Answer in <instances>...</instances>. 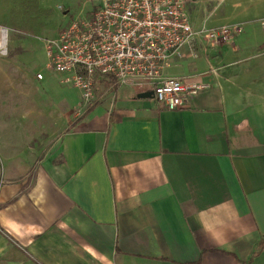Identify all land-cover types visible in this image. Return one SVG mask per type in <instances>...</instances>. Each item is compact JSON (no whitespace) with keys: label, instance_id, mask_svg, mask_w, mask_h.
<instances>
[{"label":"crops","instance_id":"0c3cea01","mask_svg":"<svg viewBox=\"0 0 264 264\" xmlns=\"http://www.w3.org/2000/svg\"><path fill=\"white\" fill-rule=\"evenodd\" d=\"M250 15L167 60L163 75L199 86L181 109L99 78L82 110L59 74L35 102L23 76L25 117H48L25 126L51 147L0 155V264H245L264 236V22Z\"/></svg>","mask_w":264,"mask_h":264},{"label":"built area","instance_id":"2783aa9c","mask_svg":"<svg viewBox=\"0 0 264 264\" xmlns=\"http://www.w3.org/2000/svg\"><path fill=\"white\" fill-rule=\"evenodd\" d=\"M183 5L184 0H100L87 17L70 19L45 40L46 65L62 84L77 89L85 105L93 102L97 79L106 78L114 86L145 87L158 104L181 109L199 86L163 75L167 60L182 47L192 50L197 40L220 45L238 28H195Z\"/></svg>","mask_w":264,"mask_h":264},{"label":"rangeland","instance_id":"374dc122","mask_svg":"<svg viewBox=\"0 0 264 264\" xmlns=\"http://www.w3.org/2000/svg\"><path fill=\"white\" fill-rule=\"evenodd\" d=\"M189 1L184 0L183 9L196 28L241 24L238 20L241 9L251 14L250 20L264 22L263 10H260L264 8V0ZM232 1L238 2V7H231ZM99 5L100 0H0V155L25 153L26 149L40 156L48 152L49 132L25 126L29 121L45 126L48 117L44 109L33 117H25L27 111L23 105L27 94L23 92L30 86L23 84L22 77L37 83L38 94L30 100L41 102L44 94L40 85L57 76L46 65L45 40L54 37L70 19L87 17ZM36 73L43 79L37 80ZM80 103L82 110L89 107L83 101ZM24 133L34 136L21 143Z\"/></svg>","mask_w":264,"mask_h":264},{"label":"trees","instance_id":"16d2710c","mask_svg":"<svg viewBox=\"0 0 264 264\" xmlns=\"http://www.w3.org/2000/svg\"><path fill=\"white\" fill-rule=\"evenodd\" d=\"M102 80V79H101ZM264 251V236H262L257 243L254 246V249L252 251V253L249 256V259L245 262V264H248L250 262V260L256 256L257 254H259L260 252Z\"/></svg>","mask_w":264,"mask_h":264},{"label":"water","instance_id":"95a60500","mask_svg":"<svg viewBox=\"0 0 264 264\" xmlns=\"http://www.w3.org/2000/svg\"><path fill=\"white\" fill-rule=\"evenodd\" d=\"M138 98H152V92L150 90L137 94Z\"/></svg>","mask_w":264,"mask_h":264},{"label":"clouds","instance_id":"9594fccd","mask_svg":"<svg viewBox=\"0 0 264 264\" xmlns=\"http://www.w3.org/2000/svg\"><path fill=\"white\" fill-rule=\"evenodd\" d=\"M6 54V53H5Z\"/></svg>","mask_w":264,"mask_h":264}]
</instances>
